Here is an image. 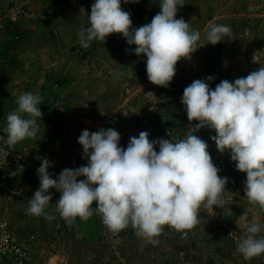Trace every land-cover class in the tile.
Instances as JSON below:
<instances>
[{
	"label": "rangeland",
	"instance_id": "obj_1",
	"mask_svg": "<svg viewBox=\"0 0 264 264\" xmlns=\"http://www.w3.org/2000/svg\"><path fill=\"white\" fill-rule=\"evenodd\" d=\"M93 2L0 0V147H7L6 117L18 108L20 94H39L43 113L35 138L18 142L7 158L0 155V219L30 250L32 264H264V254L245 260L236 250L245 224L264 225V209L248 202L246 174L236 170L228 152H218L210 139L215 132L208 128L195 134L208 143L219 175L228 180L225 203L213 211L201 207L191 230L165 226L159 243L152 245L131 226L110 231L97 214L86 221L77 217L69 226L57 211L60 193L54 188L44 214L28 213L29 199L40 187L38 157L51 161L48 171L55 179L65 168L87 164L78 143L83 130L113 128L125 148L141 131H148L150 140L184 139L189 126L181 104L185 87L213 76L214 90L221 80L234 82L264 67V0H184L176 18L201 38L191 59L178 62L167 88L149 82L146 57H137L135 45L120 35L93 41L87 49L79 45V28L88 23L80 8L90 15ZM159 4L139 0L122 8L135 29L151 22ZM210 22L230 26L232 36L207 44Z\"/></svg>",
	"mask_w": 264,
	"mask_h": 264
},
{
	"label": "clouds",
	"instance_id": "obj_2",
	"mask_svg": "<svg viewBox=\"0 0 264 264\" xmlns=\"http://www.w3.org/2000/svg\"><path fill=\"white\" fill-rule=\"evenodd\" d=\"M138 2L94 0L90 15L81 7L80 14L87 16L88 23L80 26L78 43L87 49L93 41L104 43L110 35L122 36L128 45H135L137 57H146L149 82L167 88L178 62L190 60L198 49L201 33L183 18H176L184 0H160V11L151 22L133 29L131 14L123 10L122 3ZM231 36L230 26L207 25V44L216 45ZM213 79H196L183 90L181 104L189 122L184 139L150 140L149 132L141 131L138 137H130L125 148L120 146L121 134L113 128L83 130L78 143L87 164L65 168L55 179V173L48 171L51 161L38 157L40 187L29 199L28 213L44 214L52 201L49 190L54 188L60 193L57 211L69 226L77 217L86 221L97 214L110 231L131 226L152 245L159 243L157 238L165 226L191 230L199 222L201 207L223 208L228 182L219 175L208 143L195 134L204 128L215 132L210 139L218 152H228L236 170L246 174L248 202L264 209V67L234 82L221 80L214 90L210 88ZM16 103L18 108L6 117L7 147H0L5 158L18 142L36 137L38 119L43 115L39 94L22 93ZM193 121L198 123L193 126ZM247 215L248 210L242 216ZM245 228L236 250L250 260L264 254V237L257 238L264 225L253 222Z\"/></svg>",
	"mask_w": 264,
	"mask_h": 264
},
{
	"label": "built area",
	"instance_id": "obj_3",
	"mask_svg": "<svg viewBox=\"0 0 264 264\" xmlns=\"http://www.w3.org/2000/svg\"><path fill=\"white\" fill-rule=\"evenodd\" d=\"M20 164L21 168L30 165ZM4 178L8 175L4 174ZM0 264H32V253L0 219Z\"/></svg>",
	"mask_w": 264,
	"mask_h": 264
}]
</instances>
